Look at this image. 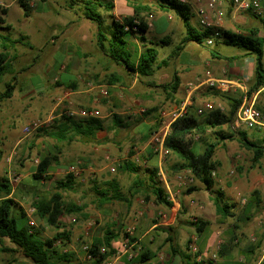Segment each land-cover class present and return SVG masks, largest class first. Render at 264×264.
I'll return each mask as SVG.
<instances>
[{
	"label": "crops",
	"instance_id": "crops-1",
	"mask_svg": "<svg viewBox=\"0 0 264 264\" xmlns=\"http://www.w3.org/2000/svg\"><path fill=\"white\" fill-rule=\"evenodd\" d=\"M8 1L18 4V0H0V4L7 7ZM39 1L34 10L40 14L48 13L49 10L46 8L48 6L45 5L43 8L40 4L42 0ZM51 1L54 4V0ZM77 1L76 8L69 7L64 1L63 7L71 16L69 20H63L59 25H56L52 19L48 21L47 17L42 15L36 18L37 29L46 37V41L44 44H33L32 48L40 49L41 55H50V65L46 71L52 77L51 82H55V85H52L55 90L51 91L49 96L50 112H54L50 131L65 126L63 115L71 116L74 121L89 116L98 117L102 122L111 119L112 125L116 120H121L120 125L124 126L133 118L130 125L140 123L141 128L138 130V138L131 139L124 145L120 142V138L112 139L109 135L108 144L105 141L107 145L103 144L101 149L100 146L94 147L100 152L93 157L84 153L83 145L88 142H84L79 137L72 141H58L49 137V143L40 137L36 141L40 142L36 147L40 152L35 161L38 163V159L46 154L56 155L58 159L50 165L47 178L38 182L49 180V174L53 171L57 172L77 161L81 164V170L89 175L87 178L84 177L83 181L90 187L92 194L94 186L101 190L117 188L124 193L128 191L134 193L129 203L115 201L99 207L103 212L112 214L109 206H113L114 216H120L124 221L122 226L121 220L116 222L115 230H119L120 234L112 243L115 247L114 254L118 253L117 264H264V153L256 162H252L253 147H246L240 143L237 135L233 139L220 140L213 154V159L219 163L213 176L215 181L208 190L198 181L185 185L178 183L176 177L183 171L168 176L166 170H169L177 159L172 154L167 153L163 156L153 151L148 144L151 125L158 123L159 120V126L154 131L161 129L164 122L171 118L172 113L181 115L186 110L204 108L207 102H214L228 109L225 100L214 96V88L229 94L238 90L245 93L247 82L253 76V57L246 58L247 66L236 62L226 66L222 59L212 56L211 53L202 55L206 47L194 40L183 43L186 31L182 20L173 12L159 10L155 0H136L133 3L127 0H100L102 6L99 7L110 10L107 15L110 21L104 23L105 26L111 24L113 18L121 22L125 17H133V8L139 7L141 11L139 16H143L144 22L148 25L144 33V35L148 33V37L145 36V44L154 47L161 44L167 47V53L162 56L158 52L153 73L149 76H138L129 72L124 66L115 64L98 49L96 25L81 15L84 0ZM106 3L111 4V7L106 8L104 6ZM148 5L150 9L146 11ZM228 10L232 17H238V12H233L230 7ZM241 15L245 20L250 18L253 21L250 14L241 12ZM174 25L177 27L176 30ZM58 27L63 29L57 30ZM174 31L178 35L177 40L172 39ZM65 37H68V43L61 47L56 41L59 38L65 40ZM126 40L133 53L131 59L136 62L143 49V42L139 39V34L130 32L127 33ZM18 45L24 46L15 44L5 52L8 60L10 59L8 53L16 50ZM202 56H205V60ZM208 81H218V83L210 86ZM173 83L176 85L174 90L171 89ZM163 84L169 86L164 88L161 86ZM221 85H224L223 89L219 88ZM40 88L23 92L21 98L31 99L29 95L37 94ZM101 89H106V95L101 94ZM17 90H19L17 87L13 89L11 97L17 93ZM109 90L112 91L108 96ZM107 96L108 98L105 99ZM244 99L264 108V87L252 93L249 98L244 96ZM150 108H156L158 113L167 112L169 118L165 116L161 119L160 113L144 115L143 111ZM83 111L87 113L83 114ZM115 115L117 117H114ZM231 126L244 133V137L252 143L264 146V131L244 126L235 127L233 124ZM121 127L114 126V131ZM194 140H197V135L194 136ZM217 140L213 139L214 142ZM128 145H132L133 153L139 154L144 163L134 162L141 169L131 174L124 172L130 174L132 178L130 183L123 184L122 175L112 173L115 169L111 171V164L116 161V166H119L122 160H132L133 153L126 157ZM192 148L198 149L196 143L192 144ZM105 160L108 162L106 163ZM36 165L33 167L29 164L28 169L31 172L25 174V176L30 174L31 181L35 180L32 174ZM147 168L156 169L155 178L159 184L152 182ZM11 179L12 177L9 178V183ZM17 182L10 185V197L15 191ZM154 185L161 188L162 196L169 202L168 204L159 201L152 193ZM215 190L221 192L222 203L228 206L227 216H222L216 209L213 192ZM39 197L48 196L36 195L35 200ZM94 199L98 204L99 200L95 195ZM242 199L245 200L243 205L240 203ZM30 209L34 207L23 209L28 224L32 222V225H36L41 220L45 221L37 216L35 209L32 212ZM30 215L34 218L28 219ZM192 218L205 222L199 232L195 230ZM128 227L133 228L131 237L135 238L132 242L131 258L120 253L123 235ZM192 245L195 247L194 251L191 249Z\"/></svg>",
	"mask_w": 264,
	"mask_h": 264
},
{
	"label": "trees",
	"instance_id": "trees-1",
	"mask_svg": "<svg viewBox=\"0 0 264 264\" xmlns=\"http://www.w3.org/2000/svg\"><path fill=\"white\" fill-rule=\"evenodd\" d=\"M17 2L22 8L24 17H29L31 7L28 5L26 0H18ZM155 5L161 11L173 12L182 20L186 31V37L183 39V43L188 40H194L204 47L222 43L226 46L235 47L236 49L242 51L245 55H252L254 60L253 76L247 82V91L245 93L238 90L233 94H229L221 92L216 89V87H213L215 91L214 96L220 100H225L227 102L228 109H204L201 113L197 112L198 109L193 111L186 110L170 123L169 132L164 139V148L168 150V155L172 154L177 159L169 167V170H166V174L170 176L172 173L188 170L191 177L195 181L202 183L205 188L209 190L215 181L211 172L215 171L219 164L218 161L213 159V154L216 144L219 143L220 140L233 139L234 136L237 135L240 143L246 147H253L254 155L252 162H256L264 153V146L252 143L244 137V133L238 130L232 131L230 129L228 133H224L220 129L223 125H226L227 127L231 126L236 110L242 103L244 96L249 98L252 93L257 92L259 89L264 87V18L257 17L246 12L254 19H257L260 23L261 28L263 29L262 34L260 33L261 30L258 27L248 29L246 32H235L218 28L220 35L216 37L215 43L212 45H206L205 40L213 34V30L201 28L199 33L194 31L191 24V18L194 14L192 13L189 5L178 0H155ZM99 6H102L100 0H84L81 8L82 17L90 20L96 25V44L98 49L115 64L124 66L133 74L135 73L138 76L151 75L155 70L158 51L153 45L145 44L146 38L144 33L147 31L148 25L144 22L143 16H139L141 12L139 11V7L135 6L133 8V17H125L122 22H118L113 18L111 20V24L105 26L101 14L97 11ZM104 6L106 8H110L111 4L106 3ZM149 9L148 5L145 10L148 11ZM7 10L8 8L6 6L0 4V76L11 72L10 61L7 59V55L5 53L7 50L13 48L15 44H22L32 48V45L27 40L26 36L21 35L18 38H14L8 33L11 27L6 24L5 21ZM134 18L140 19L138 25L133 23ZM125 26H128V29H125ZM129 32L139 34V39L143 42V49L140 51L136 62H133L131 59L133 53L129 49L126 40V35ZM211 54L216 58H224L229 61L235 58L234 56L220 57L217 50H212ZM11 79L12 81L6 82L4 90L0 92V101L11 97L14 89L13 81L15 80V74L12 75ZM161 86L165 88L166 86H169V84H163ZM171 86L172 90L176 89V85L174 83L171 84ZM152 113L155 115L158 113L156 108L145 109L143 111L144 115H151ZM114 117L117 116L115 115ZM63 118L65 119V126L59 128L58 130L56 129L55 131H50L51 129L45 130L47 136L53 137L58 141H72L79 137V139H82L84 142L90 143L96 138L97 132L104 129L102 120L95 116H89L79 119L78 121H74L72 117L68 115H63ZM157 121L158 123H154L149 128V135H151V133L158 128L160 121ZM120 123L121 120H116V122L113 123V126H123L120 125ZM211 130H213L217 135L218 140L216 142L207 143L202 151L192 148V144L194 142L193 138L195 135H198L199 139L208 131L211 132ZM57 159L56 155L46 154L41 156L32 177L37 181L47 178L48 172L50 171V165L55 163ZM119 169L122 172L131 174L138 172L141 167L136 165L132 160L128 159L123 160L122 163L119 164ZM147 171L151 174L152 182L154 184H159L155 178L157 177L156 169L147 168ZM55 183L56 191L49 197H39L36 199L33 207L39 218H43L48 225L59 228L60 217L65 214L80 213L84 206H79L73 202H66L62 198V192L71 191L74 188L75 175L73 173H66L62 178L56 180ZM92 191L95 197L99 200V203L96 204L97 207H102L106 203L115 201L129 203L130 198L134 194L130 191L124 193L117 188L112 190H101L97 186H94ZM151 191L156 195L159 201L167 204L169 203L162 196L163 192L159 186H152ZM213 192L214 203L217 211L222 216H227L229 214L227 213L228 206L222 203L221 192L219 190H215ZM10 195L11 187L9 178L6 176H0V240L8 239L33 264H64L70 262L71 254L63 248L58 249L57 247L59 246L57 245V241L60 246L66 244L64 241H69V232L57 231L50 238H42L39 235V231L28 224L23 208L17 206L16 201L11 198ZM192 224L194 225L195 230L199 232L205 222L196 221L192 222ZM115 226L116 223L108 226L104 229L100 237L93 238L90 243L88 254H90L91 258L89 260H91L94 264H101L105 259L114 254L115 247L112 243L119 238L120 234L119 230H115ZM130 240L133 242L135 238L130 237ZM189 243L190 240L187 242V247H189ZM101 247L105 248L104 252H100ZM1 250L13 251V249L7 247H2ZM6 264H11V261Z\"/></svg>",
	"mask_w": 264,
	"mask_h": 264
},
{
	"label": "rangeland",
	"instance_id": "rangeland-1",
	"mask_svg": "<svg viewBox=\"0 0 264 264\" xmlns=\"http://www.w3.org/2000/svg\"><path fill=\"white\" fill-rule=\"evenodd\" d=\"M42 1L40 3L41 6L44 8L45 5H47L48 7L46 8L49 10L48 13L44 12L43 14H40L34 10L36 3L38 4L40 2L39 0H26L28 5L31 7V13L29 17H24L22 8L16 2L8 1V10L5 15V21L11 27L10 31L8 32L11 37L26 35L29 43L32 46L33 44H44L46 37H44L42 32L37 29L36 18L42 15L43 17H47L48 21L52 19L56 25H59L63 20H69L71 16V14L66 12L63 7L64 1L66 5H69V7L76 8L78 6L77 0H54V4L51 0ZM134 1L136 0H130L129 3ZM228 7L229 6L226 5L223 20L219 26L220 28L235 32H246L248 29L258 27L261 30L260 33H263V29L261 28V25L257 19L251 17L253 21H251L250 18L245 20L241 17V12H238V17H232ZM97 11L101 14L104 23H108L110 21L109 17L107 16L110 10H106L104 7H98ZM191 23L194 26L195 31L199 33L202 27H200L198 17L196 15L191 18ZM174 26V29L176 30L177 27L176 25ZM56 29L61 31L63 28L61 29L58 27ZM145 36L148 37V33L145 34ZM149 38L152 39L150 36ZM177 38L178 35L176 31H174L172 34V39L177 40ZM64 39L65 40L59 38L56 42L61 45V47H63L67 45L68 37H65ZM155 47L157 48L160 56L167 53L168 51L167 47L161 44ZM15 49L16 50L10 51L8 53L10 54L9 60L11 72L0 76V92L4 90L6 82L12 81L11 78L14 73L16 75V79L13 81L14 89L16 87L19 88L13 97L0 101V176H6L9 178L18 177L17 186L11 197L24 210H28L33 206L36 195L43 194L49 197L53 192L56 191L55 181L68 173L69 166L72 165L77 167L78 172L77 174H74V189L71 191L62 192V198L66 202H73L79 206H84L83 210L80 213L65 214L60 217L59 228L50 226L46 223V221L43 220H41L39 223L36 222V225L34 224L31 226L40 232V236L42 238H50L57 231L69 232V241H64L66 242L65 245H61V247L57 242V245H59L57 246L58 249L63 248L65 251H68V253L71 254V261L64 264H94L91 260L86 258L84 247H89L93 238L100 237L104 229H106L108 226L116 223L119 220H121L120 224L122 226L124 221L120 216H114L113 206H109V211H112V214L109 212H103L102 209L97 207L94 195L89 190L90 187H88V185L86 186V182L83 181V178H87L89 175L81 170V164L77 161L74 163L72 162L71 164L67 165L66 168L57 172L53 171L51 174H49V180H45L43 182H38L33 179L31 181L30 174L25 176L28 171L31 172V170L28 169L29 164H32L33 167L37 164L35 159L38 158L40 151L39 149H36V147L40 145V142L37 143L36 141L40 139V137H42L47 143H49L50 140L45 130L51 129L50 127L53 124L54 112H50L49 96L51 91L55 90L53 88L55 82H51L52 77H50V73L46 71L50 65L49 54L46 56L42 54V56L39 53L40 49L29 48L27 46L21 45H18ZM216 49H219L217 52L220 57H235L230 61L220 58L222 59L221 61L223 64L226 66L232 62H236L237 64L240 63L242 66H247V62L245 61L246 58L252 57V55L243 54L242 51L236 49L235 47L218 43L206 47V49L202 51V55H210L211 51ZM56 58H59V56H56ZM202 58L205 60V56H202ZM107 65H109V63ZM36 85L37 87H41L37 94L29 95L31 99L26 100L21 98L23 92L37 88ZM111 91L109 90L108 96L110 95ZM108 96L105 97V99H107ZM141 96L144 95L141 94ZM217 102H219V100ZM101 103L103 104V102ZM256 107L264 112V108H260L259 106ZM34 121H39V126L30 130L29 132H26L25 127L30 126ZM132 122L133 118L130 119L125 126L123 125L121 128H117L116 131H114V126L112 125L111 119L105 120L103 122L104 129L96 134V138L92 142L84 144L82 150L84 153L93 157L97 156L100 152V150H95L94 147L100 146L101 149L103 144L107 145L109 135H111L112 139H117V137L120 138V142L123 145L131 139L138 138V130L141 128L140 123L137 125H130ZM220 129L224 133H228L229 129L235 131L237 128L223 125ZM214 138L217 139V135L213 130H211V132L208 131L199 139L197 135L198 140H194L193 138V143H196L198 150L202 151L207 143L214 142ZM127 149L128 154L126 157L133 153L132 145H128ZM76 150L79 149L76 148ZM105 162L107 163L108 161L105 160ZM114 167L115 171L112 173L119 175L121 174V180L123 184L130 183L132 176L122 172L119 169V166L115 165ZM182 171L183 172L181 174L188 173L187 171ZM175 174L177 173H172L170 175L172 176ZM194 182L195 180L192 183L194 184ZM125 190V192H127V189ZM31 218L34 217L32 215L28 216V219ZM125 234L123 236H125ZM2 247L11 248L13 251H3L1 250ZM9 261H11V264H33L8 239H1L0 264H6Z\"/></svg>",
	"mask_w": 264,
	"mask_h": 264
},
{
	"label": "built area",
	"instance_id": "built-area-1",
	"mask_svg": "<svg viewBox=\"0 0 264 264\" xmlns=\"http://www.w3.org/2000/svg\"><path fill=\"white\" fill-rule=\"evenodd\" d=\"M184 4H187L190 6L192 13L198 17V22L200 27L205 29H212L213 34L210 35L209 38L205 40L206 45H212L215 42L216 37L220 35V32L218 28L222 23L223 16L225 13V7L228 5L233 12H248L252 15H255L257 17L264 18V0H178ZM151 18V15H149ZM123 20V19H122ZM121 20V22H122ZM140 22V19L134 18L133 23L135 25H138ZM125 29H128V26H125ZM210 86H215L218 81H208ZM221 84H224V82H220ZM220 89L224 88V85L219 86ZM102 95H106L107 91L106 89L100 90ZM213 108H219L220 110H223L222 106L220 104H215L213 102H207L204 105V108L198 109V113H201L202 110H211ZM87 113L86 111L82 112ZM161 119H163L165 116L169 118V114L167 112H159ZM179 116L177 113H172V116L170 119H167L166 122H164L163 127L161 129H158L156 131H153L149 138V146L153 151H156L163 156L168 153V150L164 148V139L166 135L169 132V126L170 123ZM163 122V121H162ZM40 124L39 121H34L31 123L30 126L25 127L26 132H29L30 130L38 127ZM233 125L235 127L244 126L247 128H252L258 131H264V113L255 107L253 102H248L246 99L242 101V103L239 105V107L236 110ZM131 159L135 163H144V160L137 155L135 152L131 155ZM116 161H113L111 164V171H114ZM68 172H71L73 174H77L78 169L75 166H70L68 168ZM212 177L215 175V171L211 172ZM178 183L181 185H184L186 183L191 184L194 179L191 177L190 172L179 174L176 177ZM18 180V177H13L11 179L10 185H13ZM241 204L245 203V200L242 199ZM34 209H30L32 212ZM191 221L196 222L197 220L195 218H192ZM30 225H32V222H30ZM133 228L128 227L127 228V235L123 237L122 242V252L123 254H126L129 258L132 257L133 252L131 250L132 248V241L130 240V237L132 235ZM191 249L193 251L195 250L194 245L191 246ZM89 247L85 246L84 251L87 259H90L91 256L88 254ZM105 248L101 247L100 252H104ZM116 253L114 254L113 258L109 257L105 259L101 264H117V256L115 257Z\"/></svg>",
	"mask_w": 264,
	"mask_h": 264
}]
</instances>
